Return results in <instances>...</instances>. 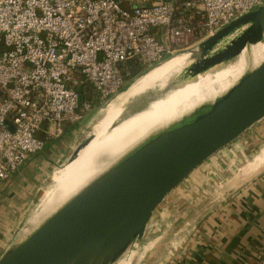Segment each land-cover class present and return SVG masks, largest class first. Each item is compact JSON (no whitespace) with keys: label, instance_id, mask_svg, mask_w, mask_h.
<instances>
[{"label":"built area","instance_id":"built-area-1","mask_svg":"<svg viewBox=\"0 0 264 264\" xmlns=\"http://www.w3.org/2000/svg\"><path fill=\"white\" fill-rule=\"evenodd\" d=\"M263 4L0 0V190L44 150V125L58 138L65 124L80 123L95 105L118 96L129 63L152 67Z\"/></svg>","mask_w":264,"mask_h":264},{"label":"water","instance_id":"water-1","mask_svg":"<svg viewBox=\"0 0 264 264\" xmlns=\"http://www.w3.org/2000/svg\"><path fill=\"white\" fill-rule=\"evenodd\" d=\"M261 42L264 4L201 40L196 48L178 52L190 53L192 59L182 75L232 60L247 45ZM263 119L264 62L212 106L201 108L127 156L21 243L19 235L26 225L18 227L17 241L0 255V264H122L132 248L136 259L139 243L168 196ZM88 139L59 169L73 161Z\"/></svg>","mask_w":264,"mask_h":264},{"label":"crops","instance_id":"crops-1","mask_svg":"<svg viewBox=\"0 0 264 264\" xmlns=\"http://www.w3.org/2000/svg\"><path fill=\"white\" fill-rule=\"evenodd\" d=\"M78 126L65 124L64 133L58 138L47 134L50 126H43L39 136L46 140L44 150L32 156L12 179L2 184L0 211L13 212L12 208H17L21 198L35 186L40 187V194L74 152V144L67 139L76 133ZM260 144H264V119L213 156L199 174L186 181L189 184L186 191L168 198L154 215L146 243L141 247L144 258L140 264H260L264 250V170L256 178L242 182L243 185L233 184L238 173L237 163L244 160L241 164L246 165L261 150H256ZM65 145L69 151L61 150L57 154ZM196 179L202 183L214 182L213 188L222 180L227 186L225 195L221 200H214L215 194L213 198L203 197L205 200L200 197L191 203L194 210L186 207L174 210L190 202L185 194ZM34 201L33 197L30 206ZM4 202L9 206L2 209ZM5 211L0 215V222L9 226V232L0 243L7 241L21 223H11Z\"/></svg>","mask_w":264,"mask_h":264},{"label":"bare ground","instance_id":"bare-ground-1","mask_svg":"<svg viewBox=\"0 0 264 264\" xmlns=\"http://www.w3.org/2000/svg\"><path fill=\"white\" fill-rule=\"evenodd\" d=\"M190 55L182 53L154 67L149 75L112 103L98 123V137L76 155L71 167L67 166L62 177L45 192L37 211L19 235V243L149 140L190 118L201 108L212 106L241 79L258 70L264 62V42L249 44L236 58L193 72L186 78L182 71L192 63ZM168 62L174 64L159 68ZM115 126H121L122 133L104 149L99 147ZM107 153L109 157L103 162L101 158ZM260 169L257 162L246 164L233 184L243 185L242 182L258 175L264 166ZM143 258L142 253L132 264H140Z\"/></svg>","mask_w":264,"mask_h":264},{"label":"rangeland","instance_id":"rangeland-1","mask_svg":"<svg viewBox=\"0 0 264 264\" xmlns=\"http://www.w3.org/2000/svg\"><path fill=\"white\" fill-rule=\"evenodd\" d=\"M196 38H191L190 42L194 43ZM197 45H195L194 47L196 48ZM181 54V53H179ZM178 55V53L175 54H168L164 60H162L161 63H163L164 61L172 58L173 56ZM161 63L154 65L152 67L149 66H141V68L143 69V72H141L138 76L136 77H132L131 75L127 78V82L124 86V89L122 90V92H120V94L116 97H114L112 100H109L108 102H106L105 104H99V105H95L93 110L89 113H87L85 119L83 121H81L80 123H77L79 126L78 128H76V133L71 135L67 140L68 142H71L74 144V148L76 149L81 143H83L85 140L88 139L89 141L86 143V145H83L81 147V151L79 150L78 153L82 152L86 147H88L93 141L95 140V137L97 138L98 133H99V128H98V123H100L101 119H102V115L104 113H106V111H108L110 109V106L112 105V103L119 98L121 95L125 94L126 90H129L130 88H132L134 85L138 84L140 81H142L144 79V76L147 75L149 73V71L151 69H153L154 67L160 65ZM174 64V62H168L163 64L161 67H167ZM229 68V67H227ZM158 69V68H157ZM156 70V69H155ZM154 71V70H153ZM152 73V72H151ZM149 75V74H148ZM143 77V78H142ZM133 84V85H132ZM221 84V83H220ZM219 84V85H220ZM132 85V86H131ZM217 85V87L219 86ZM131 86V87H130ZM216 87V88H217ZM215 88V89H216ZM214 89V90H215ZM212 90V91H214ZM92 118L93 121L90 122L88 119ZM99 121V122H98ZM96 126V127H95ZM96 128L97 130L95 131L94 129ZM98 132V133H97ZM122 133V127L121 126H115L112 127L106 137H104L99 144V147L103 148L109 144H111L112 142H114L116 140V137L118 134ZM96 135V136H95ZM92 139V140H91ZM90 143V144H89ZM65 144V143H64ZM69 144V143H68ZM264 144H260L257 145L256 150L257 149H261L257 154H255V156L252 157V159L247 163H253V162H257L260 166V168L262 169L264 166V148H260L262 147ZM101 148L98 149L97 152L101 151ZM66 149H68L69 151V146L67 147V145H65L64 147L61 146L58 150H57V154L60 153L61 150H63L62 152L66 151ZM255 150V151H256ZM109 157V154H105L101 160L104 162L107 158ZM244 160H241L237 163V169H239L237 172V174L235 175L236 178H238L240 176V172L241 169L245 166L241 163H244ZM73 163V161H70L69 163H67L63 168L59 169L50 179L49 183L45 186V188L43 189V191L39 193V189L40 187L35 186L33 187L31 190H28L25 194V196H23L21 198L20 201V205H17V208H12L13 212H10L9 210H6L5 208H7L9 206L8 203L4 202V204L2 205V209H5L4 211L6 212L7 216L9 217L11 223L12 222H18L21 221L20 226H25L28 223L29 218L31 217V215L33 213H35L38 209V198L39 201H41V199L43 198V196L45 195V192H47L54 184L55 180H57L58 178L62 177V175L65 173L66 167L69 166L71 167V164ZM75 165V164H73ZM205 164H203L200 168H197L188 178L191 179L192 176H195L196 174H199V170L205 166ZM236 169V170H237ZM261 169L259 171H261ZM259 173V172H258ZM234 177V178H235ZM233 178V179H234ZM187 180V181H188ZM235 180V179H234ZM47 182V181H46ZM218 184L216 185V189L213 188L214 182H209V183H202L199 181V179H196V183L191 184V188L190 191L186 192L185 195H187V200L190 201L188 203H186L185 205H181L174 207V210H178V209H183L186 207V210H194L192 209V204L195 200L200 199V197L205 200L203 197H211L213 198V194H215L217 199L214 200H221V198L225 195L226 192H224L225 189H227V186L222 182V180H218L217 181ZM235 182V181H234ZM186 185H189L188 183H186V181L184 183H182L177 189H175V191H173L168 198H173L174 196H179L180 194L183 193V191H186ZM229 185V183L227 184ZM184 195V196H185ZM213 196V197H212ZM36 198V201L33 202L32 206H30L32 199ZM211 199H208V202H210ZM187 202V201H186ZM38 203L36 206L35 204ZM31 207L30 209H28V207ZM164 205H162L159 210L163 207ZM182 207V208H181ZM24 209V210H22ZM28 209L27 213H25V210ZM185 210V209H184ZM4 211H0V215L1 213H3ZM25 213V214H24ZM1 223V222H0ZM2 224V223H1ZM26 227V226H25ZM25 227L23 228V230L21 231V233L25 230ZM11 228V227H10ZM9 226H5V225H0V240L1 238L5 237L6 234L9 232ZM20 231L18 232L15 231L13 232V234L11 236L8 237V239H10L9 241H4L3 243H0V255H2L4 253V250H6L9 247H12L14 245V243L17 241V237L19 235ZM20 233V234H21ZM12 237V238H11ZM146 243V240H144ZM143 241V242H144ZM148 241V240H147ZM143 242L139 243V247L141 248L143 245ZM135 248H132V250L124 257L122 264H131V260L133 259V257L135 256L134 253ZM141 254V252L139 253V255Z\"/></svg>","mask_w":264,"mask_h":264},{"label":"trees","instance_id":"trees-1","mask_svg":"<svg viewBox=\"0 0 264 264\" xmlns=\"http://www.w3.org/2000/svg\"><path fill=\"white\" fill-rule=\"evenodd\" d=\"M3 46L0 44V51L2 50ZM129 69L131 71V76L136 77L138 76L141 72H143V69L141 68V65L135 62L129 63Z\"/></svg>","mask_w":264,"mask_h":264}]
</instances>
